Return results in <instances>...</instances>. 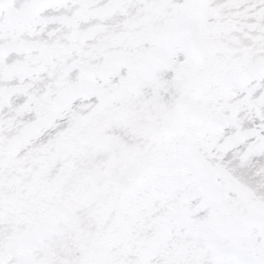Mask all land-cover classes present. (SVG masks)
Listing matches in <instances>:
<instances>
[{
  "label": "snow or ice",
  "instance_id": "obj_1",
  "mask_svg": "<svg viewBox=\"0 0 264 264\" xmlns=\"http://www.w3.org/2000/svg\"><path fill=\"white\" fill-rule=\"evenodd\" d=\"M0 264H264V0H0Z\"/></svg>",
  "mask_w": 264,
  "mask_h": 264
}]
</instances>
